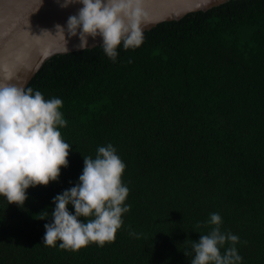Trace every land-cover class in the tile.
<instances>
[{"label":"trees","instance_id":"16d2710c","mask_svg":"<svg viewBox=\"0 0 264 264\" xmlns=\"http://www.w3.org/2000/svg\"><path fill=\"white\" fill-rule=\"evenodd\" d=\"M143 34L116 62L101 45L55 55L26 86L62 99L71 147L59 179L29 187L22 207L0 197V264H190L184 248L211 231L213 212L239 237L241 264H264V0H230ZM109 143L129 188L115 239L46 245L52 198Z\"/></svg>","mask_w":264,"mask_h":264},{"label":"clouds","instance_id":"9594fccd","mask_svg":"<svg viewBox=\"0 0 264 264\" xmlns=\"http://www.w3.org/2000/svg\"><path fill=\"white\" fill-rule=\"evenodd\" d=\"M70 3L82 7L68 17L65 27L56 25L63 39L67 31L86 48L89 37L99 36L100 47L113 62L118 47L134 49L143 43L144 0H63L61 7ZM0 71V197L22 207L29 187L59 179L61 168L68 166L71 145L59 131L67 124L59 110L62 99L46 100L38 90L9 83L14 74L6 66ZM125 167L111 143L99 146L94 158L84 156L78 181L52 198L54 208L51 222L44 225L43 242L55 247L59 241V248L77 251L92 242L103 246L113 241L123 224L122 214L130 210L125 203L129 188L121 179ZM43 213L39 219L49 217L47 210ZM207 223L214 225L211 231L184 248L190 264H241L239 237L221 231V215L210 213Z\"/></svg>","mask_w":264,"mask_h":264},{"label":"water","instance_id":"95a60500","mask_svg":"<svg viewBox=\"0 0 264 264\" xmlns=\"http://www.w3.org/2000/svg\"><path fill=\"white\" fill-rule=\"evenodd\" d=\"M228 1L144 0L143 32L160 23L178 21L187 14L205 12ZM62 3L63 0H0V69L6 66L14 74L9 83L26 87L51 57L102 44L99 36L95 39L89 37L86 48H81L78 37H69L67 31L65 40L62 38L56 25L65 27L68 17L76 15L82 7L79 3L61 7Z\"/></svg>","mask_w":264,"mask_h":264}]
</instances>
